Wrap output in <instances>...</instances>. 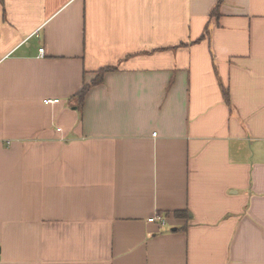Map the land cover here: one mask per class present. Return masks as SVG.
Instances as JSON below:
<instances>
[{"label": "crops", "instance_id": "0c3cea01", "mask_svg": "<svg viewBox=\"0 0 264 264\" xmlns=\"http://www.w3.org/2000/svg\"><path fill=\"white\" fill-rule=\"evenodd\" d=\"M218 1L0 0V264H264V0Z\"/></svg>", "mask_w": 264, "mask_h": 264}, {"label": "trees", "instance_id": "16d2710c", "mask_svg": "<svg viewBox=\"0 0 264 264\" xmlns=\"http://www.w3.org/2000/svg\"><path fill=\"white\" fill-rule=\"evenodd\" d=\"M224 0H219L217 5H216V8L215 10L213 11V15H215L219 8L221 7L222 3H223ZM117 69L115 67H107V68H104L102 70H100L99 74H98V77L95 79V81L92 83V85H99L102 83L103 81V77L106 73L108 72H112V71H116ZM90 85H85L84 88L82 89V91L75 97L78 101V104H77V107L78 108H81V106L83 105L84 103V100H85V97H86V94L88 92V90L90 89ZM225 93V99L227 102L230 103V99L228 97V94L227 92H224ZM187 214L188 212L187 211H181V212H176L175 215L177 217H187Z\"/></svg>", "mask_w": 264, "mask_h": 264}, {"label": "built area", "instance_id": "2783aa9c", "mask_svg": "<svg viewBox=\"0 0 264 264\" xmlns=\"http://www.w3.org/2000/svg\"><path fill=\"white\" fill-rule=\"evenodd\" d=\"M40 53L41 55H44V49L40 50ZM47 103L56 104V103H59V100L47 101ZM149 222L151 223L159 222L160 224L164 225L166 223V220L161 216H154L149 219Z\"/></svg>", "mask_w": 264, "mask_h": 264}]
</instances>
